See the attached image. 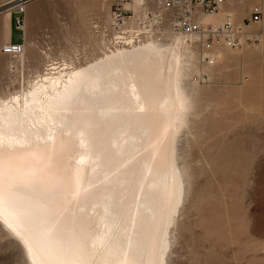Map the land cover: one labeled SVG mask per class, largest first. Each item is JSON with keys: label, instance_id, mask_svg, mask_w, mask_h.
<instances>
[{"label": "bare ground", "instance_id": "obj_1", "mask_svg": "<svg viewBox=\"0 0 264 264\" xmlns=\"http://www.w3.org/2000/svg\"><path fill=\"white\" fill-rule=\"evenodd\" d=\"M175 35L0 99V226L26 264H173L194 186L180 134L198 93L190 40Z\"/></svg>", "mask_w": 264, "mask_h": 264}, {"label": "rangeland", "instance_id": "obj_2", "mask_svg": "<svg viewBox=\"0 0 264 264\" xmlns=\"http://www.w3.org/2000/svg\"><path fill=\"white\" fill-rule=\"evenodd\" d=\"M116 3L31 0L21 15L24 31L14 9L0 10V99L28 91L47 72L70 73L119 47L109 33ZM144 3L150 1L128 0L124 7L136 19ZM255 6L262 11L258 24L250 21ZM219 14L232 17L241 44L216 42L215 63L209 65L204 49L188 42L195 53L189 83H196L198 93L190 132L180 137L187 136L194 186L173 264H264V0H235ZM163 33L150 39L174 42L169 27ZM12 36L28 53L24 64L21 57L2 53ZM52 67L56 70H47ZM0 264H26L20 246L1 226Z\"/></svg>", "mask_w": 264, "mask_h": 264}, {"label": "built area", "instance_id": "obj_3", "mask_svg": "<svg viewBox=\"0 0 264 264\" xmlns=\"http://www.w3.org/2000/svg\"><path fill=\"white\" fill-rule=\"evenodd\" d=\"M128 0H117V7L113 13L109 33L111 44L118 46H136L144 43L150 38L164 36L163 31L169 27L172 34H182L198 43L206 52L204 61L213 65L215 59L211 53L214 44L224 43L229 46H238V32L234 22L227 17L222 25L207 24L202 21L205 16L217 14L235 0H149L142 4L144 7L140 17L135 19V14L124 7ZM133 1V0H130ZM27 0H17L15 13L19 30H25L24 15L27 10ZM151 6H153L151 8ZM262 11L255 6L251 9L250 21L253 24L261 22ZM133 22L134 25H130ZM108 30L106 29V32ZM163 33V34H162ZM2 53L17 59L24 53L23 43H8L3 46Z\"/></svg>", "mask_w": 264, "mask_h": 264}, {"label": "crops", "instance_id": "obj_4", "mask_svg": "<svg viewBox=\"0 0 264 264\" xmlns=\"http://www.w3.org/2000/svg\"><path fill=\"white\" fill-rule=\"evenodd\" d=\"M6 1H9V0H2V1L0 2V4L3 3V2H6ZM8 19H10V23H11V25H12V20H13L12 16H9ZM11 32H12V35H13V34H14L13 27H11ZM10 42H11V43L14 42V40H13V36L11 37Z\"/></svg>", "mask_w": 264, "mask_h": 264}]
</instances>
